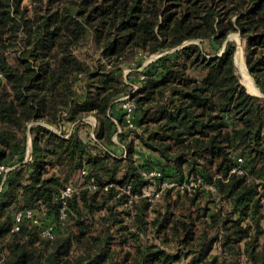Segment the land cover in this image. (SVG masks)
I'll use <instances>...</instances> for the list:
<instances>
[{
    "label": "trees",
    "instance_id": "trees-1",
    "mask_svg": "<svg viewBox=\"0 0 264 264\" xmlns=\"http://www.w3.org/2000/svg\"><path fill=\"white\" fill-rule=\"evenodd\" d=\"M234 32L264 95V0H0V264H178L190 251L141 235L151 224L158 235L183 230L195 241L193 223L147 211L198 189L225 196L226 242L235 236L249 264H264V97L240 80ZM205 41L217 46L206 52ZM83 46L98 51L93 65L75 52ZM142 51L160 56L128 92L122 67ZM127 92L134 126L124 121ZM66 119L92 130L85 138L79 124L68 133L48 125ZM128 138L154 156L133 159ZM143 168L175 184L150 199ZM83 169L85 188L62 197ZM219 214L210 212L214 223ZM198 239L205 254L206 229Z\"/></svg>",
    "mask_w": 264,
    "mask_h": 264
},
{
    "label": "rangeland",
    "instance_id": "rangeland-1",
    "mask_svg": "<svg viewBox=\"0 0 264 264\" xmlns=\"http://www.w3.org/2000/svg\"><path fill=\"white\" fill-rule=\"evenodd\" d=\"M228 39L232 40L237 45V58H236V66L237 73L240 77L241 82L246 86L249 92H256L258 89H251L250 85L247 83L245 79V72L239 65L240 56L239 54L243 53L245 57V46L242 43L241 36L238 32H234L229 34ZM201 43V40H197ZM202 44V43H201ZM205 51L209 52L212 47H216L217 44L213 41H205ZM77 55L82 59H86L89 63L93 65V58L99 57L98 51L92 46H83L77 50H75ZM240 52V53H239ZM241 53V54H242ZM15 52H13V55ZM210 56V54H207ZM160 54L154 53L149 54L145 51L139 52L135 55L133 60L127 64H124L122 67L121 73L124 80V86L126 90L129 92L132 89H136L139 84V81L144 75V69H150V63L155 61ZM246 59V58H245ZM246 61V60H245ZM247 66V64H246ZM109 68V67H108ZM248 69V66H247ZM248 72L250 73L249 69ZM254 83L255 80L253 75L250 73ZM85 78V77H84ZM256 84V83H255ZM123 94L121 97L125 95H129V93ZM264 97V95H261ZM88 116V115H87ZM89 121L91 123H95V117L93 115L89 116ZM91 123H77L71 122L68 119L62 121V127H58L53 124H48L51 128L58 131L60 133L61 128L65 129L66 133L71 131L76 125H78V130L83 137L86 138L87 133L92 130ZM116 141L118 136L114 138ZM129 146H132V157L136 159L140 163H142V159L146 157V155L154 156L151 152H149L145 147L140 145L138 138L130 140L129 138L126 140ZM29 145L31 144V138L28 141ZM126 154V153H125ZM144 157V158H143ZM200 166H197V169ZM195 176V173L193 174ZM192 175V176H193ZM190 177V176H188ZM119 180L124 179L125 175L123 171H120L117 177ZM69 183L72 184L77 190L85 188V179L84 175H82L81 170H76L71 173L69 178ZM68 183V184H69ZM177 191L172 200H168V198L163 199L162 201H157L153 206H150L147 211L148 219H153V217H172L173 220H181L186 221V223H193L196 237L195 241H191L190 239H186L184 231H180L181 235H173L172 230L169 229L165 234L163 232L161 235H158L155 232V227L150 224L147 230L141 235V238L144 241L150 240L160 244L164 249L168 251H175L176 249H184L190 251L188 256H183L182 259L177 262L178 264H249L246 260V255L242 252L243 244L242 242H233L235 240V236L230 237V242H226L227 233L230 230H226L224 226L225 217L228 215L231 210V205L228 204L227 199L221 193L214 189L213 193H206L201 189H198V195L192 194H184L179 193ZM196 196V198H195ZM216 209H221V214L218 215L219 222L214 223L211 219L210 212ZM248 222V220H247ZM91 223V222H89ZM246 223V222H245ZM262 223L264 224V217L262 218ZM231 226L232 222H229L227 226ZM182 229V225H180ZM92 229H101L102 224L100 222H92ZM207 230V240H206V249L208 251L204 254L201 253L202 248L198 243V235H201L202 231ZM216 231L220 232L219 238L215 239L213 243L210 245L211 237L215 234ZM119 237V236H118ZM121 237V236H120ZM161 237L165 239V242L161 240ZM264 236L261 237V241H264ZM167 239V240H166ZM115 243H119L120 240H115ZM122 243L120 242V245ZM120 245H118V249H120ZM210 245V247H209ZM124 249H130L129 246H125ZM215 255L216 260H215ZM195 260L193 261V259ZM211 259L215 260V263L212 262Z\"/></svg>",
    "mask_w": 264,
    "mask_h": 264
},
{
    "label": "built area",
    "instance_id": "built-area-1",
    "mask_svg": "<svg viewBox=\"0 0 264 264\" xmlns=\"http://www.w3.org/2000/svg\"><path fill=\"white\" fill-rule=\"evenodd\" d=\"M142 77H143V75H142ZM120 100L123 101L122 105H123V109H124V113H125L124 114L125 124L129 125V126H134V115H135V108H136L135 103L130 99L129 95H125V96L121 97ZM116 122H117L118 129L114 134V138H116L118 136V133L122 132V130H123V125L121 123H119L117 120H116ZM94 125H95V123H94ZM125 155L126 154H124V156ZM242 160H243L242 157L238 158L239 163H241ZM0 168H3V167H0ZM232 170L243 172V169L240 166H236ZM81 173H82V175H85V173H87V170L83 169L81 171ZM142 174L145 177L150 178L152 180L151 183L147 184L143 188V195L148 196L150 199H155L154 197L158 198L161 195V191L164 190L166 186H172L175 184V182L169 181L166 178H163V181L160 180V182H156V180L161 179V176L163 174L162 171L160 169H157V168H143ZM94 181L95 180L92 179V182H91L92 184L89 183L87 185L90 188H94L96 186L95 183H93ZM193 184H194V182H191L189 184L184 182L182 186L187 185V187L191 188ZM110 185H113V184H110ZM75 189L76 188L72 184H70V183L67 184L66 188L62 192V197H66V196L71 195V193ZM24 214H26L29 217H32L34 215V211L29 209L26 212H21V211L17 212L16 222H15V225L13 227V230L19 229V227H20L19 222H20V220ZM34 221L38 222V219L34 218ZM43 233L45 235H49V236L54 235L51 227H46L44 229Z\"/></svg>",
    "mask_w": 264,
    "mask_h": 264
},
{
    "label": "bare ground",
    "instance_id": "bare-ground-1",
    "mask_svg": "<svg viewBox=\"0 0 264 264\" xmlns=\"http://www.w3.org/2000/svg\"><path fill=\"white\" fill-rule=\"evenodd\" d=\"M241 53H242V51H241ZM241 53L239 54L240 60H239L238 63L241 66V68L243 69V71L246 73L245 74V79H246L247 83L250 85V88L256 90L257 89V86L254 83L252 77L250 76V73L248 72V69H247V66H246L245 57H244L243 53L242 54ZM256 92L258 93V90Z\"/></svg>",
    "mask_w": 264,
    "mask_h": 264
},
{
    "label": "water",
    "instance_id": "water-1",
    "mask_svg": "<svg viewBox=\"0 0 264 264\" xmlns=\"http://www.w3.org/2000/svg\"><path fill=\"white\" fill-rule=\"evenodd\" d=\"M236 58H237V55H236ZM257 86V85H256ZM257 89H258V93H253V94H256V95H263V93L261 92L260 88L257 86ZM252 93V92H251Z\"/></svg>",
    "mask_w": 264,
    "mask_h": 264
},
{
    "label": "crops",
    "instance_id": "crops-1",
    "mask_svg": "<svg viewBox=\"0 0 264 264\" xmlns=\"http://www.w3.org/2000/svg\"><path fill=\"white\" fill-rule=\"evenodd\" d=\"M253 93V92H252ZM254 93H257V92H254Z\"/></svg>",
    "mask_w": 264,
    "mask_h": 264
}]
</instances>
